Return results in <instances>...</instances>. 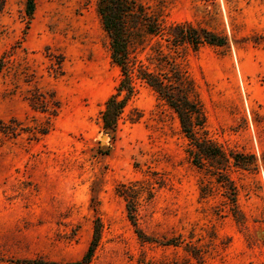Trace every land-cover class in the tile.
Segmentation results:
<instances>
[{
    "label": "rangeland",
    "instance_id": "rangeland-1",
    "mask_svg": "<svg viewBox=\"0 0 264 264\" xmlns=\"http://www.w3.org/2000/svg\"><path fill=\"white\" fill-rule=\"evenodd\" d=\"M133 91L118 93L97 0H0V264H264V0H136ZM190 24L222 45L175 42ZM196 102L200 142L139 77ZM106 138L103 140V136Z\"/></svg>",
    "mask_w": 264,
    "mask_h": 264
},
{
    "label": "trees",
    "instance_id": "trees-1",
    "mask_svg": "<svg viewBox=\"0 0 264 264\" xmlns=\"http://www.w3.org/2000/svg\"><path fill=\"white\" fill-rule=\"evenodd\" d=\"M35 7V0H28L27 13L32 14ZM98 13L101 17L104 30L110 38L111 57L117 63L122 71V79L117 87L118 93L125 92L122 99H117V93H113L107 100L106 108L103 113L105 127L112 128L121 113L124 101L133 91L132 70L129 59V45L132 40L134 29L144 27L149 33H158L165 27L157 19L151 20V15L145 7L136 0H97ZM171 39L175 42L188 41L197 45L203 41L211 44L222 45L226 43V38L214 34L206 29H197L190 24H175L169 26L167 30ZM139 77L151 85L168 104L177 113L183 132L195 144H198L205 152L217 155L220 149H210L206 142H200L197 132L204 125V115L199 105L192 101L185 93L175 90L173 83H167L159 77L147 72L145 69L139 71ZM100 230L99 220L96 221L94 230V239L86 253L83 261L72 262L68 264H82L88 262L96 242L98 240ZM27 263L36 264H55L47 263L43 260H27Z\"/></svg>",
    "mask_w": 264,
    "mask_h": 264
},
{
    "label": "water",
    "instance_id": "water-1",
    "mask_svg": "<svg viewBox=\"0 0 264 264\" xmlns=\"http://www.w3.org/2000/svg\"><path fill=\"white\" fill-rule=\"evenodd\" d=\"M106 138V135L103 136V140Z\"/></svg>",
    "mask_w": 264,
    "mask_h": 264
}]
</instances>
